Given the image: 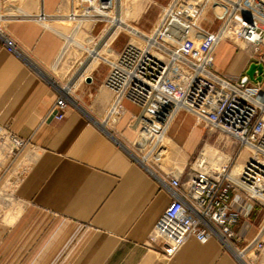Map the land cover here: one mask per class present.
I'll return each mask as SVG.
<instances>
[{
  "label": "crops",
  "instance_id": "crops-1",
  "mask_svg": "<svg viewBox=\"0 0 264 264\" xmlns=\"http://www.w3.org/2000/svg\"><path fill=\"white\" fill-rule=\"evenodd\" d=\"M126 2L115 4L119 26L114 29L94 15L78 23L81 0H0V125L25 142L0 180L5 187L11 170L24 165L8 198L0 199V264H264V248L250 260L217 237L204 243L190 237L171 258L149 245L148 236L173 197L164 181L167 172L183 179L205 144L225 153L234 166L247 153L183 110L150 156L129 148L139 139L144 114L122 100L121 114L110 122L113 93L103 83L108 63L130 40L125 27L149 34L172 6L159 40L198 61L227 5L223 0ZM71 46L82 55L63 83L51 69ZM259 55L221 40L213 70L237 78L251 63L259 64ZM259 86L264 92V65ZM62 95L66 107L57 120L50 111ZM219 137L221 147L213 143ZM234 230L239 249L258 236L264 241V208L253 206Z\"/></svg>",
  "mask_w": 264,
  "mask_h": 264
},
{
  "label": "built area",
  "instance_id": "built-area-1",
  "mask_svg": "<svg viewBox=\"0 0 264 264\" xmlns=\"http://www.w3.org/2000/svg\"><path fill=\"white\" fill-rule=\"evenodd\" d=\"M118 0H81L78 23L94 15L118 28L114 12ZM227 12L210 45L198 61H190L178 51L165 47L159 40L172 6L162 16L159 26L149 34L125 27L130 40L108 63L104 85L113 93L107 118L114 122L121 114L122 100L137 105L143 112L142 130L131 148L143 157L150 156L163 141L179 111L190 113L196 123L237 143L247 153L241 165L231 159L212 169L199 152L184 172H167L164 181L172 200L154 224L148 243L166 258H171L194 237L204 243L217 237L222 244L254 260L263 250L258 236L238 248L234 230L247 218L253 206L264 208V92L247 75L229 78L213 70L214 49L221 40L239 48L260 53L264 46V0H223ZM260 10H257L256 7ZM8 50L13 43L5 39ZM65 96H60L50 112L63 118ZM24 141L0 125V180L22 151ZM17 181V180H16ZM157 243L159 245L157 246Z\"/></svg>",
  "mask_w": 264,
  "mask_h": 264
},
{
  "label": "rangeland",
  "instance_id": "rangeland-1",
  "mask_svg": "<svg viewBox=\"0 0 264 264\" xmlns=\"http://www.w3.org/2000/svg\"><path fill=\"white\" fill-rule=\"evenodd\" d=\"M127 0H123V4L124 6L126 5V2ZM140 0H128V4L129 5H135L136 3H138ZM126 19V18H125ZM124 19V20H125ZM128 20L126 19V22ZM128 25H129V22H128ZM132 27V26H131ZM134 28V27H132ZM136 29V28H134ZM83 34H80V38H78L79 41H83ZM102 54V53H101ZM82 55V52L74 47V46H71V47H68L66 48L63 53L60 55V58H59V62L58 64L56 65V67L54 69H51V73L61 79V81L63 83H65V80L67 78V76H69L71 70L74 68V65H75V62L77 61V59ZM90 57V56H89ZM88 57V58H89ZM88 60V59H87ZM84 66V64H83ZM82 66V67H83ZM220 136V135H219ZM220 139L219 140H215V142H213L216 146L219 145V147L222 146V137H219ZM207 140L211 141V137H207L206 138ZM225 139V138H224ZM15 161H13V163H11L9 165V168H8V171L10 170V168L12 167V165L14 164ZM23 166L24 165H19V166H16L15 168H13L11 170V172L9 173L8 175V180H7V183L5 185V187L3 186L2 188H0V197L2 198H8L9 196V190H10V187H12V185L16 182V180L19 178V176L22 174L23 172ZM0 198V199H1ZM251 253H248L246 256H250Z\"/></svg>",
  "mask_w": 264,
  "mask_h": 264
},
{
  "label": "bare ground",
  "instance_id": "bare-ground-1",
  "mask_svg": "<svg viewBox=\"0 0 264 264\" xmlns=\"http://www.w3.org/2000/svg\"><path fill=\"white\" fill-rule=\"evenodd\" d=\"M201 154L209 162L212 169H217L223 166L228 160V156L225 153L217 150L214 146L209 144L203 146ZM1 199L3 202L5 201V198L2 197Z\"/></svg>",
  "mask_w": 264,
  "mask_h": 264
},
{
  "label": "water",
  "instance_id": "water-1",
  "mask_svg": "<svg viewBox=\"0 0 264 264\" xmlns=\"http://www.w3.org/2000/svg\"><path fill=\"white\" fill-rule=\"evenodd\" d=\"M263 65L258 63H251L248 66V69L245 72V75L248 76L249 80L253 84H260L262 81ZM255 75V77H254Z\"/></svg>",
  "mask_w": 264,
  "mask_h": 264
}]
</instances>
